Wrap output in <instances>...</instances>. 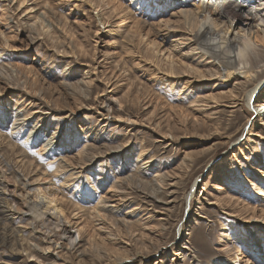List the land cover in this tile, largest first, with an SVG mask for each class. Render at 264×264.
I'll return each instance as SVG.
<instances>
[{"label":"rangeland","instance_id":"1","mask_svg":"<svg viewBox=\"0 0 264 264\" xmlns=\"http://www.w3.org/2000/svg\"><path fill=\"white\" fill-rule=\"evenodd\" d=\"M164 12L0 0V264H264V81L251 99L236 78L168 89L139 35ZM38 185L67 224L24 206Z\"/></svg>","mask_w":264,"mask_h":264},{"label":"bare ground","instance_id":"2","mask_svg":"<svg viewBox=\"0 0 264 264\" xmlns=\"http://www.w3.org/2000/svg\"><path fill=\"white\" fill-rule=\"evenodd\" d=\"M160 3L164 13L168 14L167 18L157 21L155 28L151 30L152 38H149L147 33L144 36L142 33L139 35L145 38L147 48L155 58L164 56L166 67L162 68L159 63L154 67L158 72L165 74L169 83L168 89L180 84L184 93L190 86L193 89L199 80H208L216 76L223 78L224 81L232 78L241 79L242 94L247 92L249 99L254 94L256 98H260L256 92L257 89L260 90L259 87L264 81V0H212L210 5L204 4L203 0H160ZM245 9L249 13H246ZM44 14L45 12L38 13V19L42 23L45 21ZM173 18L176 19L171 22ZM240 31L243 35L239 34ZM188 45L191 46L192 54L183 50V47ZM236 48L238 51L235 52ZM196 55L208 59L206 65L203 63V66H209L208 69H201L188 63L195 60ZM197 63L201 64L199 61ZM182 80H185V83L182 84ZM237 96V92L232 91L222 96L223 100L216 98L215 102L218 104L226 101L235 105ZM259 101L257 99L254 105H250L252 111L258 115L264 112ZM50 143L51 139L47 138L44 146ZM256 170L260 172L259 174L262 173L260 176H264V170ZM44 187L32 186L31 193L25 191L24 206L28 207L35 218L46 215L45 218L62 220L67 224L64 209L57 204L55 196ZM42 223L46 224L45 221ZM69 229L64 224L55 235L67 234L70 232ZM79 230L80 227L77 232ZM230 250L231 248L228 249Z\"/></svg>","mask_w":264,"mask_h":264}]
</instances>
